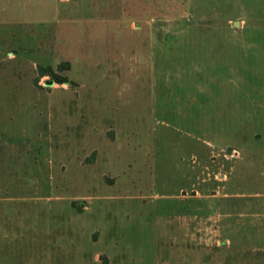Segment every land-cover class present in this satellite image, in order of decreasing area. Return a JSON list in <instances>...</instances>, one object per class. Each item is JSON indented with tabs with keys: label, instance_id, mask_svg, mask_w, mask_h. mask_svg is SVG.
I'll return each instance as SVG.
<instances>
[{
	"label": "rangeland",
	"instance_id": "rangeland-1",
	"mask_svg": "<svg viewBox=\"0 0 264 264\" xmlns=\"http://www.w3.org/2000/svg\"><path fill=\"white\" fill-rule=\"evenodd\" d=\"M263 1L0 0V264H264Z\"/></svg>",
	"mask_w": 264,
	"mask_h": 264
},
{
	"label": "trees",
	"instance_id": "trees-1",
	"mask_svg": "<svg viewBox=\"0 0 264 264\" xmlns=\"http://www.w3.org/2000/svg\"><path fill=\"white\" fill-rule=\"evenodd\" d=\"M61 67H64V70H68L69 69V64L68 63H64ZM52 76L54 83L59 84V85H67L69 84V81L66 77L63 76H57L54 74L53 70L51 67H46L44 69H41L39 71V76L43 77V76Z\"/></svg>",
	"mask_w": 264,
	"mask_h": 264
},
{
	"label": "crops",
	"instance_id": "crops-1",
	"mask_svg": "<svg viewBox=\"0 0 264 264\" xmlns=\"http://www.w3.org/2000/svg\"><path fill=\"white\" fill-rule=\"evenodd\" d=\"M261 5V6H260ZM264 11V1L261 2V3H258V4H251L250 7H249V11L253 14L254 13V17H262L264 18L262 15H258V14H255L256 11Z\"/></svg>",
	"mask_w": 264,
	"mask_h": 264
},
{
	"label": "water",
	"instance_id": "water-1",
	"mask_svg": "<svg viewBox=\"0 0 264 264\" xmlns=\"http://www.w3.org/2000/svg\"><path fill=\"white\" fill-rule=\"evenodd\" d=\"M48 85H51V82H49ZM228 153H229V152H228Z\"/></svg>",
	"mask_w": 264,
	"mask_h": 264
}]
</instances>
